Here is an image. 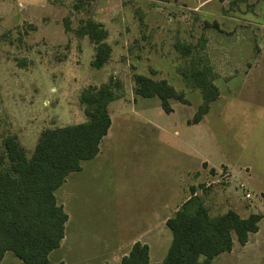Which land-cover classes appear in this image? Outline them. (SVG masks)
Returning <instances> with one entry per match:
<instances>
[{"label": "rangeland", "instance_id": "rangeland-1", "mask_svg": "<svg viewBox=\"0 0 264 264\" xmlns=\"http://www.w3.org/2000/svg\"><path fill=\"white\" fill-rule=\"evenodd\" d=\"M89 20L103 26L112 48L100 69L92 66L95 44L78 35ZM178 42L208 58L221 95L206 126L193 130L208 128L217 161L252 167L255 186L237 180L252 193L240 200V211L264 214V0H0V148L7 136L16 135L31 156L44 129L86 120L79 99L88 86L120 82L110 112L117 116L130 108L128 118L114 123V131L122 129L102 156L104 164L98 168L96 159L84 161L83 171L70 174L57 189L70 219L68 240L52 260L65 255L69 264L100 263L95 252L104 254L106 245L133 237L134 228L126 225L136 218L137 185L147 179L155 193L170 188L189 130L184 118L193 119L203 102L200 89L180 74L189 60L176 49ZM252 68V75L244 73ZM138 74L166 80L185 102L170 99L176 111L165 113L159 98L136 95ZM226 169L208 173L200 183L207 205L215 206L219 198L222 204L227 194L238 199L237 183L229 184ZM261 229L264 245V221ZM166 230L168 236L154 243L151 263L163 261L168 252L172 233ZM244 260L217 258L213 264H253L247 262L251 257ZM255 263L264 264V256L256 255Z\"/></svg>", "mask_w": 264, "mask_h": 264}, {"label": "trees", "instance_id": "trees-1", "mask_svg": "<svg viewBox=\"0 0 264 264\" xmlns=\"http://www.w3.org/2000/svg\"><path fill=\"white\" fill-rule=\"evenodd\" d=\"M69 30V24L66 23ZM88 36L96 51L92 66L100 69L110 60L111 46L105 41L103 26L89 20L78 31ZM176 49L188 57L189 65L180 69L188 86L200 89L203 102L192 122H199L210 103L220 96L216 74L207 57L190 44L178 42ZM135 93L157 97L165 112H172L170 99L185 102L166 80L136 75ZM121 84L110 80L99 87L88 86L80 94L87 120L77 124L46 128L31 156L16 135L7 136L0 148V261L9 251L23 264L53 263L49 254L61 244L68 215L56 199V190L69 174L81 170V163L97 156L100 143L111 126L109 104L118 99ZM194 192V189H193ZM263 215L242 217L235 210L211 215L204 199L194 195L168 218L172 241L162 262L155 264H212L215 257L230 252L234 238L240 245L259 230ZM121 264H150L149 247L135 242Z\"/></svg>", "mask_w": 264, "mask_h": 264}, {"label": "crops", "instance_id": "crops-1", "mask_svg": "<svg viewBox=\"0 0 264 264\" xmlns=\"http://www.w3.org/2000/svg\"><path fill=\"white\" fill-rule=\"evenodd\" d=\"M255 70L256 68L248 69V71L244 73H246V75H252L255 72ZM220 96L215 101H217L220 98ZM238 96L240 98V94ZM135 100L132 102V104L134 105H136L138 102ZM213 102L210 103L208 112L203 116V118L199 122H196V123L192 122L191 121L192 116L190 115L184 118L185 123L189 126V130L185 133L184 149L182 152L181 160L180 162L175 163L172 169V174L175 178L173 179L170 188L167 189L166 191H162V193L160 191H157L155 193L153 189L147 187V185L149 184L147 179L143 180L145 183L142 181L139 183V185H137V190H136L137 200L135 199L137 203V205H135L136 218L133 221L134 225L131 220L126 225V226L134 228L135 232L133 233V237H131L125 243L123 242L114 243L113 242V244L111 245H106L105 246L106 250L104 251V254L95 252L94 256L96 258L102 259L100 263L96 262V264L97 263L98 264H121L122 258L125 255L129 254L134 243L137 241L143 244H146L149 247V258L151 260L152 250H153V247L155 246L154 243L156 242L157 244L159 243V241L161 243L162 235L168 236L167 230H166V228H168L166 224L168 218L173 216V214L180 208V206L185 201H187L189 198H191L193 195L200 196L201 195L200 183L203 182L204 180L206 181L208 173L214 172V174H216L219 171L220 167H223V169H226V167L228 168L226 169L227 171L226 176L230 177L231 179V183L229 184L234 185L237 183V187L240 193H238L239 194L238 199H235V201L234 199L232 200V197H230V195L227 194L225 197H223L222 195L221 197L222 204H219L220 198L216 199L215 206L213 204L207 205V203H205L206 206L208 207L209 212L211 213V215H219V214H223L227 212L228 210H235L242 217H247L251 214V212H248L245 215L241 214L240 210L242 209V203H240V200H249L252 197V193L246 189L247 183L252 186H255L253 184L254 181H252L255 178L253 176L254 172L252 170V167L249 165L236 166L235 164H232L230 162H223L222 160L217 161V159L214 158V156L210 152V146L212 145L211 144L212 139L207 138L206 136L208 128L206 127L205 129L193 130V126H206V119L208 115L210 114L211 105ZM171 105H172L173 110L170 113H174L176 111L175 106L173 104ZM127 111L130 112L129 106L128 108L125 109V113H121V114L119 113L117 116H113L109 109V113L111 117V126L109 128L108 133L101 140L99 153L97 154L95 158L90 159V160L96 159L95 160L96 167L99 168L104 164L102 156H106L110 152L115 135L118 133V131H120V129H122V127L120 126L119 127L120 129L117 127V130L114 131V123L123 121V119H125L124 116H126L125 114H128L126 113ZM170 113H167V114H170ZM86 120H87V116H86ZM156 150H158V148H156ZM84 161H88V160H84ZM82 163H81V170L77 172L83 171L84 167ZM245 167H248V170L247 172L243 173L242 169ZM237 180H242L245 183L246 182L247 183L246 184L241 183L242 185L241 184L238 185L239 181ZM66 181L67 179L65 180V182ZM118 187H121L120 183ZM193 189H194V192H193ZM56 192H55V195H56ZM245 193H250V196L247 197ZM56 199L59 204L63 205L64 210L66 211L68 215V220L65 225V235L61 241L60 246L58 247L60 248L63 245V243L68 240V235H67L68 225L67 224L69 223L70 214L68 213L66 209L67 206L65 204L64 194L62 196L63 202L58 201L57 195H56ZM128 200L130 199L128 198ZM228 202H229V206L224 207V205ZM210 206L214 208L212 207L210 208ZM218 206L224 208V210L220 211L219 209L221 208H218ZM244 208L245 207H243V209ZM73 209L74 208L72 207V210ZM262 215L263 217L259 222V230L250 235L249 241L245 245H240L238 241L236 240V238H234L233 249L230 252H226V253H223L215 257L214 260L218 258V259H221L222 261H227V262L232 261V260H240L241 262H243L245 261L244 258L251 257L253 260H250L247 262L256 264L255 263L256 255L260 257L261 255L264 256V251H262L261 249V247H264V245L260 243L261 242L260 237H261V232H262L261 225L263 224V221H264V214ZM164 242H165L164 244V249H165L168 243V240L163 239V243ZM58 248L54 249L49 254L50 261L53 263H58L62 261L65 264H69L65 255H60L56 257L55 260H52V254ZM15 258H18V257L15 256L13 252L9 251L5 254L4 258L0 261V264H5L6 262H9V264H23L21 259L19 258L15 259ZM155 263H159V262H155ZM155 263L150 262V264H155Z\"/></svg>", "mask_w": 264, "mask_h": 264}, {"label": "built area", "instance_id": "built-area-1", "mask_svg": "<svg viewBox=\"0 0 264 264\" xmlns=\"http://www.w3.org/2000/svg\"><path fill=\"white\" fill-rule=\"evenodd\" d=\"M242 185V184H241ZM245 195L247 196V197H249L250 196V193H245Z\"/></svg>", "mask_w": 264, "mask_h": 264}]
</instances>
